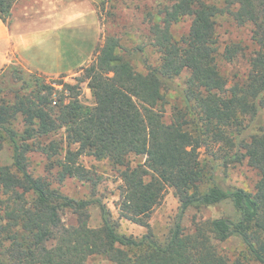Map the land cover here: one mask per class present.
I'll list each match as a JSON object with an SVG mask.
<instances>
[{
  "label": "trees",
  "instance_id": "1",
  "mask_svg": "<svg viewBox=\"0 0 264 264\" xmlns=\"http://www.w3.org/2000/svg\"><path fill=\"white\" fill-rule=\"evenodd\" d=\"M15 1L0 0V15L7 17ZM219 16L252 27L254 49L246 70L230 83L217 57L232 62L243 48L230 43L220 52ZM145 18L158 63L145 64L144 71L121 54L122 35L116 32H107L96 45L75 83H49L20 66L2 70L7 69L12 98L0 86V138L11 152V162L0 164V264H86L91 255L111 264H245L240 256L264 264V0H221L220 5L172 0ZM182 22L186 31L177 34ZM184 72L188 76L177 89L174 79ZM84 82L92 105L79 98ZM171 90L176 102L166 121ZM61 129L63 136L52 138ZM201 147L218 167L236 163L255 170L252 190L226 186L216 177L202 189L208 166ZM31 155L44 159L45 174H34ZM82 156L121 169L115 207L119 218L135 224L148 227L165 188L173 190L176 221L164 243L150 235L120 234L99 198L72 199L52 187L75 178L89 183L94 194L96 175L79 161ZM131 156H143L144 162L133 166ZM224 201L231 203L233 216L202 221L185 232L181 221L190 207ZM92 203L101 214L96 228L88 224ZM63 208L76 216L74 224L62 221ZM212 235L237 237L244 251L229 261Z\"/></svg>",
  "mask_w": 264,
  "mask_h": 264
},
{
  "label": "rangeland",
  "instance_id": "2",
  "mask_svg": "<svg viewBox=\"0 0 264 264\" xmlns=\"http://www.w3.org/2000/svg\"><path fill=\"white\" fill-rule=\"evenodd\" d=\"M89 1L95 8V17L100 28V36L96 45L103 41L107 32H116L122 35L121 43L123 48L120 50L121 54L125 57V59H128L138 71H144L145 64L154 66L158 63V54L149 45L148 21L145 18V14H147L148 11L156 10L158 5L170 3L172 0ZM209 1L216 2L219 5L221 4V0ZM67 7L68 4L66 3L65 8ZM216 30L220 52H222L225 44L230 43H240L243 48L242 52L236 56L232 62H226L220 55L217 57L219 71L228 80V83H230L234 78L242 75V73L246 70L248 57L254 49V45L251 40L252 27L249 25L239 27L229 17L219 16L216 19ZM185 31L186 22H182V24H179L176 28V32L177 34H180ZM138 46H142L143 50H137L136 47ZM47 50L50 51V55L47 54V56L42 58V60L44 59L43 63L49 66L51 64V57L54 58V54H52L53 49L50 46ZM94 53L95 48L89 60L82 67H85L92 61ZM6 72L7 69L4 72L0 71V86L4 90V94H6L8 98H12L11 94L7 93L9 85L12 84L11 81L7 82V78L4 76V73ZM81 72V69H77L75 74L69 76L68 78L66 76L48 77L42 74L41 75L44 77L46 82L53 84H55L58 80L75 83V77ZM187 76L188 73L184 72L179 77L174 79V84L177 89L182 87ZM176 95L177 93L175 90H171L170 95H167L168 103L165 104L164 113L166 121H169L172 106L176 102ZM79 98L81 102L86 105L93 104V98L86 82L81 84V93ZM63 134V129H61L57 132V134L53 135L52 138H59L63 136ZM0 144H2V149H0V164H9L11 162L10 149L4 141L2 142L1 138ZM199 153L202 162L208 166L206 168V175L201 183L202 189L208 188L212 184L211 178L216 177L221 178L226 186H237L248 191L252 190L257 178L255 170L248 167L246 164L236 163H228L225 167L222 165L218 167L219 161H213V157L210 155L206 157L207 149L205 147H201L199 149ZM30 160V168L34 171L35 175L45 174L43 169L44 159L41 156L31 155ZM79 161L96 175L97 185L94 194L92 195V187L89 183L75 178H66L61 183L53 182L52 187L54 189L72 199H88L91 197L99 198L105 207L110 211L112 219L118 221L117 231L120 234L132 236L137 239L145 235H150L159 243H164L166 241L171 228L176 221L178 209V202L171 188H165L161 201L154 207L150 214L149 226L144 227L118 217L115 203L118 200V188L122 183L119 178L121 169L112 167L106 160H96L90 156H82ZM139 162H144L143 156L130 157L131 165L134 166ZM233 214L234 210L229 201L207 206L190 207L182 218L181 224L185 232L190 233L194 231L199 222L216 217H229L233 216ZM60 215L62 221L66 225H71L76 222V216L68 208H63L60 211ZM88 224L94 228L100 227L102 224L100 209L96 203H92L89 206ZM212 242L217 247L219 252L223 256L227 257L229 261L239 257L244 251V245L237 237L219 240L216 235H212ZM240 257H243V262L245 264H259L248 256ZM86 264H111V262L100 255H91L86 260Z\"/></svg>",
  "mask_w": 264,
  "mask_h": 264
},
{
  "label": "crops",
  "instance_id": "3",
  "mask_svg": "<svg viewBox=\"0 0 264 264\" xmlns=\"http://www.w3.org/2000/svg\"><path fill=\"white\" fill-rule=\"evenodd\" d=\"M99 36L89 0H16L7 17L0 15V71L20 65L48 77L68 78L89 60ZM48 45L54 54L49 66L42 60L50 55Z\"/></svg>",
  "mask_w": 264,
  "mask_h": 264
}]
</instances>
